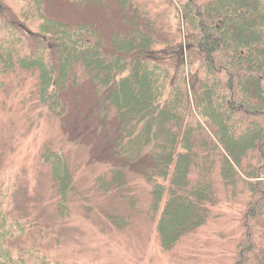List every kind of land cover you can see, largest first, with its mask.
Here are the masks:
<instances>
[{
    "label": "trees",
    "instance_id": "1",
    "mask_svg": "<svg viewBox=\"0 0 264 264\" xmlns=\"http://www.w3.org/2000/svg\"><path fill=\"white\" fill-rule=\"evenodd\" d=\"M73 1L85 20L49 16L45 0H0V87L10 95L15 83L23 84L4 76L14 73L20 81L26 69L37 74V104L54 118L68 110L63 93L87 84L101 92V116L115 108L112 158L124 151V159L92 179L98 197L93 225L108 231L143 212L159 213V242L168 249L186 225L187 234L197 235L220 201L218 189L233 191L239 182L249 194L246 217L254 221L253 228L247 221L248 232L264 229V0ZM115 2L123 10L118 22L111 13ZM91 11L101 22L96 28L87 20ZM214 98L222 112L214 110ZM109 126L100 122L97 140ZM14 137L10 133V141ZM63 146L49 140L38 157L49 163L42 169L50 193L39 197L19 183L11 195L0 181V264H55L46 247L52 248L47 233L58 221L48 217L44 203L64 217L71 197L84 202L88 194L74 181ZM212 156L220 163L216 174ZM135 182L150 186L153 214L145 195L132 191ZM78 208L86 213L81 203ZM247 250L239 264H264V250L258 256Z\"/></svg>",
    "mask_w": 264,
    "mask_h": 264
},
{
    "label": "rangeland",
    "instance_id": "2",
    "mask_svg": "<svg viewBox=\"0 0 264 264\" xmlns=\"http://www.w3.org/2000/svg\"><path fill=\"white\" fill-rule=\"evenodd\" d=\"M136 1L145 3L148 0ZM116 2L111 8V13L118 22L119 13L123 10ZM9 3L19 5L20 0H9ZM74 4L73 0H45L44 7L49 16L63 20L75 18L85 20V10L73 6ZM93 5L89 4L88 6L91 8ZM128 14L131 15L130 12ZM95 15L96 12L91 11L87 20H93L94 27L95 24L100 26L101 22L94 17ZM104 16L105 13H102L99 18L103 20ZM10 19L18 23L16 18ZM141 23L144 29L148 30L143 20ZM149 30H151L150 26ZM109 33L110 30L107 27L104 34L106 41H108ZM18 74L20 81L14 73L4 76L7 81L14 80L23 84L15 83L10 95H5L0 87V181L3 182L2 187L4 186L3 188L11 195L19 183V188H28L39 197L47 192L49 182L48 178L43 175L44 169L42 168L49 169V163L45 160H39L38 157L42 146L49 140H55L56 143L62 141L64 154H69L71 160L69 164L74 181L83 189H88V194L84 198L86 201L78 202L76 198H70L71 207L64 208V217L56 216V205L53 207V203L50 204L46 202L47 200L43 201L46 202L44 207L47 208L48 217L52 215L50 218L55 219V223L58 221L57 226L52 229L54 232L50 229L47 233V240L51 239L50 247L52 248H46L52 254L53 263L239 264L243 259L242 251L244 249L247 248V252L253 251L255 256L260 255L259 252L264 250V229L260 227L255 231L249 230L248 232L247 221L250 220L252 228L254 221L253 218L248 219L246 217L249 209V194L246 187L239 182L233 184V191L227 188L231 192L227 189L223 191V187L218 189L217 194L221 195L220 201L213 207L210 219L199 227L197 235L187 234L189 225H186L187 227L183 228V232L174 237L176 238L175 242L168 249H165L159 242L157 231L159 213L153 214L148 208L150 186L141 182H135L137 186L136 188L133 187L134 190L132 191L137 193L136 195H145L146 207L153 214L152 216L149 217L143 212L133 223L128 221L123 223V226H114L108 231L100 230L97 228L99 226L95 227L91 218H93L98 197L90 189V186L93 185L92 179L98 174L103 178L109 174L108 170L112 165H122L124 159L122 156L124 151L115 159L112 158L114 139L118 135V131H116L118 122L112 115L115 113L113 111L115 108L112 106L110 111H103L105 115L101 116L98 113L100 111L98 104L101 92H98L91 84H87L85 90L80 92H75L73 87L70 89L68 87V90L63 93L68 110L64 112L63 117L56 116L54 118L48 114V109L44 105L37 104L38 97L34 95L37 74L26 69ZM214 99L212 103L214 110L222 112L216 102L217 99ZM42 110L44 111L43 114L39 115ZM88 120L92 121V126L89 128L87 126ZM60 121H63V126L59 123ZM103 121L109 123L110 126L102 130L103 138L97 140L96 134L99 132L97 126ZM128 126L130 125L127 124L126 131H129ZM10 133L15 136L12 141H10ZM189 137L186 136V139ZM182 145L185 150H190L186 140ZM53 146L54 149H57L56 145ZM212 160L216 162L215 174L216 172L219 173V161L214 156H212ZM38 162L42 164L41 168H38ZM196 174L197 171L194 168L191 178H195ZM37 177H44V179H40L39 185L38 182L35 185L34 178ZM93 181L95 185L100 184V181L97 182L95 179ZM34 187L35 190H33ZM48 193L50 192L48 191ZM263 193L261 190L259 195L262 196ZM80 203L86 213L78 208ZM68 209H70L69 212ZM89 210L92 212L90 213ZM188 211L187 214H189ZM205 215L206 213H204ZM160 231H162L161 228ZM55 260L58 262H54Z\"/></svg>",
    "mask_w": 264,
    "mask_h": 264
}]
</instances>
